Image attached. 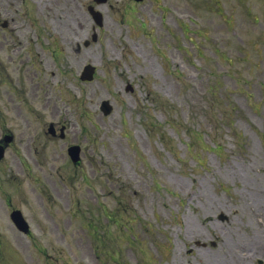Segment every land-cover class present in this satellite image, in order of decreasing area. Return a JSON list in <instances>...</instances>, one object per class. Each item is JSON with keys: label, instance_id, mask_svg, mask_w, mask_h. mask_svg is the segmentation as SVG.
<instances>
[{"label": "rangeland", "instance_id": "rangeland-1", "mask_svg": "<svg viewBox=\"0 0 264 264\" xmlns=\"http://www.w3.org/2000/svg\"><path fill=\"white\" fill-rule=\"evenodd\" d=\"M197 1L196 8H189L178 0H148L139 10L146 18L147 28L159 31L156 42L132 36L123 26L109 23L102 40L87 48L90 56L70 60L66 87L77 98L71 105L73 127L69 139L85 143L86 148L97 141L96 152L87 151L94 155L96 166L106 169L105 163L113 164L115 168L110 171L114 175L110 178L131 181L132 189L139 191L134 197L135 210L151 223L152 233L144 234L139 222L135 225L141 239L149 238L145 250L151 264L249 263L241 258V245L254 235L247 221L264 215V181L258 184L254 179H241L240 174H246L241 172L244 166L251 177H256L249 170L256 148L249 143L248 154L241 155L238 148L244 139L234 133L246 134V128L258 127L260 113L254 104L264 90L259 83L248 86L244 80L250 74L258 80L264 77V72L257 77L260 71L249 70H264V0ZM167 7L169 10L163 13ZM219 9L228 18L231 13L232 22L227 23ZM254 16L262 22H254ZM176 21L184 27L177 29ZM185 24L191 32H184ZM166 25L172 33L163 31ZM122 56L126 59L122 60ZM118 61L121 65H117ZM84 62L99 67V76L92 83L74 80L75 68ZM141 71L148 73L150 90L174 101L175 109L181 111L178 115L173 109L169 119L172 124H166L161 110L150 104L152 93L148 95L141 87L134 93L124 91L123 80L137 79ZM229 72L232 80H228ZM82 97L85 101L78 105ZM101 98L114 100L110 117L93 112L98 110ZM137 99L149 104L153 119L165 122L163 141L142 124L147 108L139 112ZM229 108L234 109L233 128L228 127L229 118L223 113ZM83 110H87V117L80 114ZM184 125H193L195 128L190 129L200 131L206 148L215 141L222 143V154L208 153L197 143L190 145L191 136L184 133ZM80 129L89 135L80 134ZM101 159L104 163H100ZM85 169L91 178L92 164L86 162ZM108 173L96 174V179L104 182L100 191L111 186L107 183ZM250 184H256V188H250ZM221 212L230 218L228 225L217 219ZM145 228L149 229L148 225ZM81 237L85 239V234ZM199 242L206 245L198 247ZM70 249L74 263L93 262L88 247L84 252L72 243ZM138 250V246L133 251L125 250L128 263H136ZM53 254L64 255L59 251Z\"/></svg>", "mask_w": 264, "mask_h": 264}]
</instances>
